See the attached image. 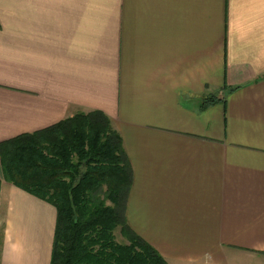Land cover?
Listing matches in <instances>:
<instances>
[{
	"label": "crops",
	"instance_id": "crops-1",
	"mask_svg": "<svg viewBox=\"0 0 264 264\" xmlns=\"http://www.w3.org/2000/svg\"><path fill=\"white\" fill-rule=\"evenodd\" d=\"M100 111L127 225L167 264H264V0H0V142ZM55 210L1 181L0 264H49Z\"/></svg>",
	"mask_w": 264,
	"mask_h": 264
},
{
	"label": "trees",
	"instance_id": "trees-1",
	"mask_svg": "<svg viewBox=\"0 0 264 264\" xmlns=\"http://www.w3.org/2000/svg\"><path fill=\"white\" fill-rule=\"evenodd\" d=\"M0 168L4 182L54 208L49 264H167L125 221L131 169L102 112L0 142Z\"/></svg>",
	"mask_w": 264,
	"mask_h": 264
},
{
	"label": "rangeland",
	"instance_id": "rangeland-1",
	"mask_svg": "<svg viewBox=\"0 0 264 264\" xmlns=\"http://www.w3.org/2000/svg\"><path fill=\"white\" fill-rule=\"evenodd\" d=\"M0 180H1L2 182H4V181L2 180L1 168H0ZM2 235H3V231H2V229H0V243H1V240H2ZM115 236H116V241H117V242H119V243H124V242H125L124 239L120 236L119 229L116 230V232H115ZM0 245H1V244H0Z\"/></svg>",
	"mask_w": 264,
	"mask_h": 264
}]
</instances>
